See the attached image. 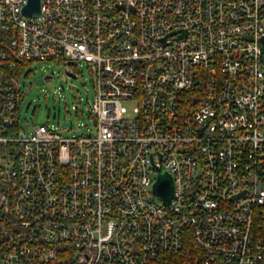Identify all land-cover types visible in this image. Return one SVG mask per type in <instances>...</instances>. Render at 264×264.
I'll return each instance as SVG.
<instances>
[{"label": "built area", "instance_id": "2783aa9c", "mask_svg": "<svg viewBox=\"0 0 264 264\" xmlns=\"http://www.w3.org/2000/svg\"><path fill=\"white\" fill-rule=\"evenodd\" d=\"M26 2L0 0V264H264V0ZM18 59L85 61L92 125L26 132Z\"/></svg>", "mask_w": 264, "mask_h": 264}, {"label": "rangeland", "instance_id": "374dc122", "mask_svg": "<svg viewBox=\"0 0 264 264\" xmlns=\"http://www.w3.org/2000/svg\"><path fill=\"white\" fill-rule=\"evenodd\" d=\"M68 71L74 72L75 77L68 75ZM17 77L20 89L15 115L26 132L34 125L48 124L62 128L63 135H71L85 132L86 125H92L88 106L94 89L85 61L70 64L65 59L31 60ZM37 77H44L43 82L37 83ZM124 105L131 108L132 103Z\"/></svg>", "mask_w": 264, "mask_h": 264}, {"label": "water", "instance_id": "95a60500", "mask_svg": "<svg viewBox=\"0 0 264 264\" xmlns=\"http://www.w3.org/2000/svg\"><path fill=\"white\" fill-rule=\"evenodd\" d=\"M41 0H27L26 4L22 9V13L26 16L39 17L41 16ZM260 56L264 67V33L260 37ZM73 64V61H69ZM71 77H75V74L71 71L67 72ZM47 77V76H46ZM44 77H37L36 82H43ZM24 84V82H22ZM173 184L171 176L168 172L158 168L157 178L153 184V193L160 196L163 201L167 204L172 196Z\"/></svg>", "mask_w": 264, "mask_h": 264}, {"label": "trees", "instance_id": "16d2710c", "mask_svg": "<svg viewBox=\"0 0 264 264\" xmlns=\"http://www.w3.org/2000/svg\"><path fill=\"white\" fill-rule=\"evenodd\" d=\"M4 49L5 50H7L8 48H7V45H4ZM28 61L27 60H21V59H18L17 61H16V63H17V74L19 73V71L22 69V67H23V65L25 64V63H27ZM67 263V261L65 260V259H60V260H58L57 261V264H66Z\"/></svg>", "mask_w": 264, "mask_h": 264}, {"label": "flooded vegetation", "instance_id": "af4514ba", "mask_svg": "<svg viewBox=\"0 0 264 264\" xmlns=\"http://www.w3.org/2000/svg\"><path fill=\"white\" fill-rule=\"evenodd\" d=\"M43 80H44V78H43Z\"/></svg>", "mask_w": 264, "mask_h": 264}]
</instances>
